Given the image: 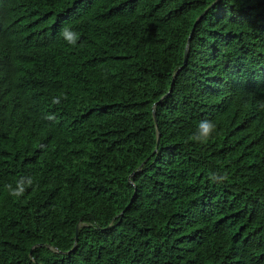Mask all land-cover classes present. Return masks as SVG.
Here are the masks:
<instances>
[{"label": "trees", "instance_id": "obj_1", "mask_svg": "<svg viewBox=\"0 0 264 264\" xmlns=\"http://www.w3.org/2000/svg\"><path fill=\"white\" fill-rule=\"evenodd\" d=\"M0 264H264V0H0Z\"/></svg>", "mask_w": 264, "mask_h": 264}, {"label": "clouds", "instance_id": "obj_2", "mask_svg": "<svg viewBox=\"0 0 264 264\" xmlns=\"http://www.w3.org/2000/svg\"><path fill=\"white\" fill-rule=\"evenodd\" d=\"M61 36L64 37L69 43H74L77 37V34L71 31L69 28L65 27L61 30ZM198 127L200 131V136H202L204 140H207L211 132L214 130L215 125L211 121L203 120L199 122ZM198 138L199 137H193V139H198ZM212 175L214 178L215 174H212ZM27 183L31 184L32 183L31 179H29ZM5 187L10 189L11 195H16V196L23 194L24 189H25V185L23 182H19L17 184L16 189H11L10 185H6Z\"/></svg>", "mask_w": 264, "mask_h": 264}, {"label": "water", "instance_id": "obj_3", "mask_svg": "<svg viewBox=\"0 0 264 264\" xmlns=\"http://www.w3.org/2000/svg\"><path fill=\"white\" fill-rule=\"evenodd\" d=\"M214 3H216V1H215ZM201 16H202V15H200L199 18H200ZM199 18H198V19H199ZM195 24H196V22L194 23V25H193V27H192V29H191V31H190V35L192 34V32H193V30H194ZM188 40H189V39H188ZM186 59H187V53L184 54L183 64L186 63ZM181 67H182V66H181ZM176 73H177V72H176ZM176 73L174 74V76L176 75ZM172 81H173V79H172ZM171 85H172V82H171ZM167 93H168V92H167ZM167 93H166L164 96H166ZM158 141H159V138H157V144H158ZM77 229H78V228H77ZM77 229H76L75 240L77 239Z\"/></svg>", "mask_w": 264, "mask_h": 264}]
</instances>
